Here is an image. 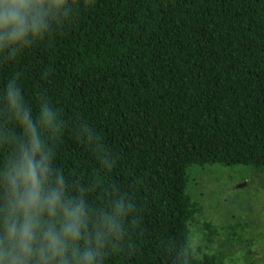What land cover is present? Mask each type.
Here are the masks:
<instances>
[{
    "label": "trees",
    "instance_id": "trees-1",
    "mask_svg": "<svg viewBox=\"0 0 264 264\" xmlns=\"http://www.w3.org/2000/svg\"><path fill=\"white\" fill-rule=\"evenodd\" d=\"M215 164L264 172V0H0V264H223Z\"/></svg>",
    "mask_w": 264,
    "mask_h": 264
},
{
    "label": "rangeland",
    "instance_id": "rangeland-1",
    "mask_svg": "<svg viewBox=\"0 0 264 264\" xmlns=\"http://www.w3.org/2000/svg\"><path fill=\"white\" fill-rule=\"evenodd\" d=\"M187 192L202 207L188 225L193 257L264 264V172L245 165L194 167Z\"/></svg>",
    "mask_w": 264,
    "mask_h": 264
}]
</instances>
